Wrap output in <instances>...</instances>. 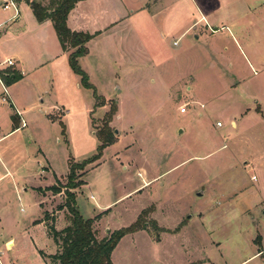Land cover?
I'll list each match as a JSON object with an SVG mask.
<instances>
[{"label": "rangeland", "instance_id": "obj_1", "mask_svg": "<svg viewBox=\"0 0 264 264\" xmlns=\"http://www.w3.org/2000/svg\"><path fill=\"white\" fill-rule=\"evenodd\" d=\"M124 1L134 10L124 40H91L78 60L96 97L68 58H48L27 38L25 18L7 27L0 63L15 51L22 56L24 78L9 90L30 108L23 115L29 127L0 142V175L11 162L24 179L17 182L22 201L9 186L0 207L2 241L14 242L0 246V264H43L39 251H54L32 224L40 214L31 188L51 183L58 191L47 192L51 203L44 205L53 223L68 224L69 192L80 216L92 219L97 240L137 227L120 239L112 264H240L264 249V0ZM204 8L225 21L212 24L216 35L198 23ZM7 122L0 116V135ZM105 125L112 143L76 171L83 185L68 190L69 163L97 153ZM39 148L43 155L35 157ZM50 167L62 176L58 184ZM243 264H264V251Z\"/></svg>", "mask_w": 264, "mask_h": 264}, {"label": "crops", "instance_id": "obj_2", "mask_svg": "<svg viewBox=\"0 0 264 264\" xmlns=\"http://www.w3.org/2000/svg\"><path fill=\"white\" fill-rule=\"evenodd\" d=\"M32 1H39L43 6H46L49 2V0H11V1L0 0V7H1L0 47L5 45L4 42H5V38L7 36V33H8V30H7L8 25L11 22L14 23V22L20 21L22 18H25L28 22V27H27L28 29L26 30L27 38L32 43H33V41H36L37 45L39 46L38 48H41L46 53L48 58H51L53 60L54 59H61L62 61L67 59L68 53H64L62 51V49L59 45L57 36L55 34V31L53 29L52 23L49 20H46L42 23H38L36 21L32 11L28 5V3L32 2ZM6 3L8 4V7L3 8V6ZM215 8L213 9V11H211V10L208 11V9L204 8L205 11H203L202 14H200V18L198 20V23L200 21H202L206 25V27L209 28L208 30H205L204 32H209L211 35L218 34L217 33L218 27H214L215 25H212V24L220 23V21H221L220 17H217V12L216 11L214 12V10H216ZM129 9H130V6L129 5L127 6L124 0H83V1L78 2L74 6V9L72 11H70V13L67 17V22H66L67 27L73 32H83V33H88L90 35H95L93 37V39H91L92 41L95 39H99L101 37H104V35H107L105 37L116 38L117 40L123 41L124 36L126 34L125 27H126V25H129L128 23L131 19V16L134 13V10L132 11ZM227 9H228L227 5L223 6V10H227ZM250 12H252V11H250ZM221 22H225V21H221ZM231 22L235 25L241 24L239 22V20L236 21L237 23H234L233 20ZM196 24H197V22L192 23L180 35L173 38V41L171 43L172 46L173 47L181 46V43L183 42L182 38L184 37V35H186L187 31L190 32L191 29L195 30L194 27ZM212 26H213V28H212ZM221 26H222L221 28H227L228 27L224 24ZM128 30L129 29L127 26V36H129ZM87 44L85 46L86 49H87ZM9 59L13 60L14 66H15L14 69H16V71H12V72H16L17 74H19L21 76V79L16 81V82H13L10 85H5L7 88V98H8V105L7 106H5L6 101H2V95H3L2 94V92H3L2 87L3 86H2V80H0V116H4V117L8 118V121H9L5 125L7 131L5 133H3L2 135H0V142L3 141L5 138L9 137L10 135L20 133L29 127L28 123H27L26 119H24L23 115L27 113V110H29L30 107L28 105H26V107L28 106V108L25 109L24 105L20 104L21 100L17 97L15 92L14 91L12 92L13 93V96H12V94L10 93V90H9V88H12L17 83H19L21 80H23L22 79V78H24L23 67H24L25 62L23 61L22 56L19 55V53L17 51H15V53L13 52L11 56L4 57V59L1 61V63L6 61V60H9ZM56 65H57V63H53L52 68L56 67ZM10 68L7 67L5 64L0 65V75L2 74L4 76H6L9 73H11V72H9ZM256 73L257 72L255 71L254 74H256ZM10 79L11 80L13 79V75H11ZM255 110H256V108H255ZM247 111H249V109ZM256 112H258V111H256ZM12 118L15 120V124H13ZM228 119L234 120V116L231 115V116H229ZM21 120H23L25 123L24 127H20V121ZM33 130H34V128H33ZM38 155H43L40 148L37 150L36 154H34L35 157ZM6 163H7L8 169L4 168L3 174L0 175V207H2L4 209H5L6 202L8 201L7 200V198H8L7 194L10 192L9 186L11 187V189H13L15 191L17 200L19 201V199H20L22 201V197L20 196L21 193L18 190L17 182L22 183L23 182L22 180H24L23 177L19 175L21 165L19 166V164H18V165L13 166V164H12V166H11V162H9V163L6 162ZM47 163L48 162H46L45 164H47ZM36 164H38V163H36ZM181 164L175 165L170 170L178 168ZM44 165L43 166L38 165L37 170H40L42 167H44ZM44 173L46 174L48 172H46V170H45ZM50 173H52V176H53V181H52L53 183H56V180L58 182L60 181L59 177H62V176H56L53 173L51 167H50L49 174ZM39 176H41L40 173H39ZM139 177L141 178V181H143V182L147 181V179L143 178L141 173H139ZM7 179H8L7 184H2L3 181H5ZM146 183H148V182H146ZM54 185L51 183V185H49V186L37 187V188L32 187L31 188L32 191H34V193L37 194L38 202H39L38 208H39V214H40L38 216V220H36L32 224L39 223V228H42V230L45 233V236L52 242L53 247H54V251L52 253H45L44 251L40 250L39 254L43 253L44 256H52V255L56 254V252L58 250V247L56 246V244L54 243V241L52 240V238L48 234V227L53 226L55 230L60 231L67 225V223H66L65 226H63V223L58 222V220H56V223H53L52 220L48 219V217H47L48 211L46 212V209H45L46 206L44 205V203H48V206L51 203L49 197L46 196L47 192H51V191H47V188H50L51 186H54ZM146 186H148V184H145L143 187H146ZM143 187H141V188H143ZM25 191H27L26 188L21 189V192H25ZM203 194H205L204 191H203ZM54 197L55 196H52L51 198L53 199ZM90 197H92V199L95 201V197L93 195H91ZM112 204L113 203H110V204L108 203L106 208H109V206H111ZM99 207L100 206L98 204L97 208H99ZM19 211L22 212V209H19ZM208 211H211V209H209ZM56 212H58V213L62 212V214L64 216L65 210H60V211L57 210ZM58 213L56 215H58ZM198 217L204 219L205 213L202 214V216H201V214H199ZM2 228H3L2 227V220H0V230H2ZM3 236H4L3 234L0 235V246L4 245L7 249H9L7 247V244L10 242L14 244L13 238H8L7 240L2 241ZM158 244H160V243H156L155 246L157 247ZM212 244H215V242H213ZM12 246L13 245L11 244V247ZM216 246L219 247L220 243H216ZM263 251H264V249L261 248L259 250V252L252 255L250 258L246 259L245 261L241 262L240 264H243L247 260L257 256L259 253H261ZM2 254L3 253L0 252V256H2ZM39 257L41 258V261L43 264H48L47 259L43 258L41 255H39ZM197 263H201V261L196 262V263L195 262L190 263V264H197ZM202 263H204V261H202Z\"/></svg>", "mask_w": 264, "mask_h": 264}, {"label": "trees", "instance_id": "obj_3", "mask_svg": "<svg viewBox=\"0 0 264 264\" xmlns=\"http://www.w3.org/2000/svg\"><path fill=\"white\" fill-rule=\"evenodd\" d=\"M83 0H49L46 6L39 1L28 3L36 21L42 23L49 20L57 36L59 45L64 53H68V64L71 71L80 78V84L85 89H91L96 97L95 88L89 83L87 74L80 68L78 60L86 55V44L95 36L83 32H73L67 27V17L74 6ZM13 75V79L10 77ZM4 85H10L21 79L16 72L8 75H0ZM110 119V118H109ZM13 124L15 120L12 118ZM100 145L97 153L90 159L80 163H69L68 183L66 188L73 190L83 185L76 181V171L83 170L87 165L98 161L103 150L112 142L110 131L105 129L98 135ZM56 184L58 181L56 180ZM47 191L57 192L58 188L51 186ZM68 215V224L60 231L53 226L48 227V234L58 247L56 254L52 256L40 255L48 260V264H112L111 254L118 242L125 235L136 232L137 227L132 225L113 232L108 238L97 240L92 228V219H84L75 208L73 194L67 192L64 204Z\"/></svg>", "mask_w": 264, "mask_h": 264}, {"label": "built area", "instance_id": "obj_4", "mask_svg": "<svg viewBox=\"0 0 264 264\" xmlns=\"http://www.w3.org/2000/svg\"><path fill=\"white\" fill-rule=\"evenodd\" d=\"M9 1H11V0H9ZM11 4V3H10ZM12 5V4H11ZM8 7V4L6 3L4 6H3V8H7ZM6 65L7 67H13L14 66V62H13V60H11V59H9V60H6V61H4V62H2V63H0V65ZM0 80H1V78H0ZM2 91H3V96L4 97H2V101H6V98H5V96H7V88H6V86L3 84V82H2ZM201 108H204V106L203 105H201ZM186 112V108H185V106H182L180 109H179V113H181V114H184ZM217 124V126H220V123L219 122H217L216 123ZM25 126V123H24V121L23 120H21L20 121V127H24ZM252 180H255V177H252L251 178ZM91 199H92V197H91Z\"/></svg>", "mask_w": 264, "mask_h": 264}, {"label": "water", "instance_id": "obj_5", "mask_svg": "<svg viewBox=\"0 0 264 264\" xmlns=\"http://www.w3.org/2000/svg\"><path fill=\"white\" fill-rule=\"evenodd\" d=\"M115 133H117V132L115 131ZM199 194L201 195L202 193L200 192Z\"/></svg>", "mask_w": 264, "mask_h": 264}]
</instances>
